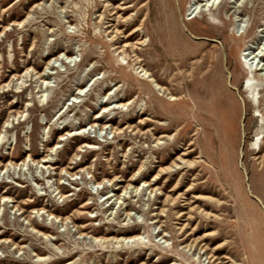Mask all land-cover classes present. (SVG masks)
Returning <instances> with one entry per match:
<instances>
[{"label": "rangeland", "instance_id": "374dc122", "mask_svg": "<svg viewBox=\"0 0 264 264\" xmlns=\"http://www.w3.org/2000/svg\"><path fill=\"white\" fill-rule=\"evenodd\" d=\"M170 5L0 0V264H264V0Z\"/></svg>", "mask_w": 264, "mask_h": 264}, {"label": "bare ground", "instance_id": "6f19581e", "mask_svg": "<svg viewBox=\"0 0 264 264\" xmlns=\"http://www.w3.org/2000/svg\"><path fill=\"white\" fill-rule=\"evenodd\" d=\"M104 1H106V0H104ZM165 4H166V11H165V13H167V15L164 17V18H167L169 21H172V20H174V17L171 15L172 14V6L170 5V0H162ZM209 2H210V0H208ZM213 5H214V3H213ZM133 5H129V4H127V2L126 1H122V3H121V5H118L117 6V8H119L120 10H128L130 7H132ZM146 6H148V4L145 2L143 5H142V7H146ZM114 13V12H113ZM118 12H115L114 14H117ZM171 13V14H170ZM121 17V15H117V16H115L114 18H113V21H115L116 23H111L110 25H109V27H112V30H111V33H114V32H116V33H119L120 31H119V28H118V25H119V18ZM196 18V17H195ZM129 19H132V17H129V18H127V19H125L124 21H126V20H129ZM144 20H145V18H144ZM23 23H24V21H22V22H19L17 25H23ZM141 29H143V26L142 25H140V26H138V27H136L133 31H131L127 36H125L126 37V39H129V38H132V37H134L135 35H137L138 33H139V31L141 30ZM2 35V33L0 34V36ZM178 36H179V30L178 29H169L168 30V32L166 33V37L169 39V45H168V48H171V47H174V46H177L178 44L179 45H185L186 43H185V41H180V39L178 38ZM129 41H127V43H125L124 45H121V46H118L117 47V49H119V52H122V53H124L125 52V48L126 47H132V48H135V43H128ZM142 42H140V43H136V44H141ZM180 53L182 54V55H186V53H187V49L185 48V46H184V48H182L181 50H180ZM59 57H60V55L58 56V57H55V60H57V59H59ZM67 58H70V59H72V55L71 56H69V57H67ZM52 60L53 59H51L48 63H47V67H46V69L44 70V71H42L41 73H37L38 75H39V79H41L42 80V83H44L46 80H48V79H50V75H52L53 73H49L48 71H47V69L52 65ZM241 62H242V64H243V66L245 67V68H247L246 67V65H245V63H244V61L242 60V58H241ZM201 66H202V64H200ZM260 66V65H259ZM261 68H263V67H261ZM255 69H257V68H255ZM264 69V68H263ZM262 70V69H261ZM28 71L29 70H27L26 71V74L25 75H23V76H21L22 78L23 77H25V76H27V74H28ZM142 71H144V69L142 70ZM256 71H258V70H256ZM262 73V72H261ZM147 74V72H145V75ZM259 74V73H258ZM220 77H219V80H215V81H212L211 82V85H213L215 88H220V90H217V91H215V92H213L212 93V95H211V97L208 99L209 101L206 103V104H204V102L203 101H201V99H199L198 98V100L196 101V105H197V110H198V114H200V113H202L203 111H205V109L208 107V108H210L211 107V103L213 104V105H215V107H220V108H222L223 109V113L226 111V109H227V107L230 109V112H232V115H235L234 114V112H233V110L232 109H234L233 107H234V105L233 104H231L230 102H228V103H225L224 101H223V97L225 96V83L223 82V76L222 75H219ZM20 77V78H21ZM20 78H18V79H20ZM153 80L152 79H149V80H147V82H152ZM50 82H46V84H49ZM156 87H158L159 89H161V87H159L158 86V84H156ZM248 87L249 86H245V88H244V91L246 92V93H249V90H248ZM222 89V90H221ZM80 91H84V89H82L81 88V90ZM224 91V92H223ZM170 94V96H171V98L174 96V95H172L171 93H169ZM43 96V95H42ZM199 96V95H198ZM109 99H110V97H109ZM108 99V100H109ZM107 100V101H108ZM227 101V100H226ZM134 102V101H133ZM117 104H119V107H125V106H127V105H130V101L128 100V102H126V103H124V102H121V101H118L117 102ZM109 106H110V104L109 105H107V106H103V109H105V111H107V109L109 108ZM118 107V108H119ZM63 108H64V106H63ZM68 109L69 108H67L65 111H64V113L62 114V115H66L67 114V112H68ZM21 115H23V113H21ZM212 115H219L218 117H219V123H217V124H215V134H214V136H217L220 140H222V141H224L225 143H227V141L229 142V143H231V141L233 140V139H231V133H230V131L229 130H226L224 127H223V125L221 124L222 123V121H223V116H222V114H219V113H217V111L216 112H214ZM217 117V118H218ZM99 118V117H98ZM82 128H80V129H77V130H75V132L73 133V134H71V135H80V134H82V133H84V132H86V130L85 129H83V130H81ZM0 137H1V133H0ZM162 137H165V136H162ZM61 140H63L64 138L63 137H61L60 138ZM169 139H170V137H169ZM157 143H159V144H162L161 143V141L160 142H157ZM234 143V142H233ZM235 144V143H234ZM233 144V145H234ZM57 147V146H56ZM90 147V146H89ZM202 148H203V146H202ZM51 160H49V159H47V158H45V159H43L42 160V162L43 163H48V162H50ZM183 162H186V160H183ZM170 170H172V169H170ZM67 173H69L68 171H67ZM72 176H74V174H71ZM159 177L158 176H155V178L153 179L154 181H156L157 179H158ZM154 183H147V182H143V186H147V187H150L151 185H153ZM132 187V186H131ZM132 189H135L134 191H138L139 190V185H137V187L136 186H134ZM57 190H59V194L61 193V197H62V195H63V193H62V188H61V186H58L57 187ZM150 192L151 193H153V192H156V188H151V190H150ZM128 193V188H126V189H124L123 190V193L122 194H119V195H117V193H115V194H113V195H110V196H108V198H107V203H109L110 202V200L113 198V197H116L115 198V203L113 204V205H115V204H118V203H121V199H122V197H126L125 195ZM1 201H8V199H7V197H6V195H3L1 198H0V202ZM88 206V203H86V204H84V207H87ZM40 211H38V213H39ZM128 213V215L130 214V212H127ZM131 215V214H130ZM130 215H129V217H130ZM49 216H51V217H53L52 216V213H49ZM28 218V217H27ZM54 218H57L58 219V216L57 217H54ZM28 221H29V223L32 225V226H34V227H36V226H41L38 222H36V220H34L33 218H31V217H29L28 218ZM157 221V220H156ZM81 227H85V226H81ZM44 228V227H43ZM39 233V232H38ZM40 235H43V236H45V233H40ZM166 236V234H164V236L163 237H165ZM162 237V238H163ZM95 240H96V238H95ZM142 240V236L140 235V234H135V235H132V236H129V237H120V238H118L116 241H123V242H127V243H130L131 241L132 242H136V241H141ZM209 258L210 259H214V256L213 255H210L209 254ZM41 259V258H40ZM43 259V258H42ZM45 259V258H44ZM43 259V260H44Z\"/></svg>", "mask_w": 264, "mask_h": 264}]
</instances>
